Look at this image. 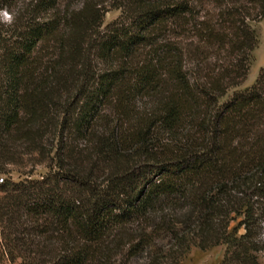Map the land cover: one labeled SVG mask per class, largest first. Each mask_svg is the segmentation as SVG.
<instances>
[{"label": "trees", "instance_id": "obj_1", "mask_svg": "<svg viewBox=\"0 0 264 264\" xmlns=\"http://www.w3.org/2000/svg\"><path fill=\"white\" fill-rule=\"evenodd\" d=\"M12 5L0 0L14 16L0 14V172L49 170L0 183L8 259L181 264L225 244L221 264H263L264 67L222 99L248 77L264 0Z\"/></svg>", "mask_w": 264, "mask_h": 264}, {"label": "rangeland", "instance_id": "obj_2", "mask_svg": "<svg viewBox=\"0 0 264 264\" xmlns=\"http://www.w3.org/2000/svg\"><path fill=\"white\" fill-rule=\"evenodd\" d=\"M11 1L13 4L12 6H15L14 7L15 10H18L20 6L26 5V3H28L30 0H11ZM4 13L8 14L7 18L5 17ZM0 14L2 20L7 22L12 21L14 17L12 14H10L8 11L5 10H3ZM120 14H121L120 9H110L109 11H107L104 17L103 27L113 22L116 18L120 16ZM251 24L256 29L259 38V44L252 52L251 67L248 77L242 85L230 89L227 95L222 99L223 101L228 100L235 91L243 90L248 86L253 85L259 75L261 68L264 67V19L260 21H252ZM48 170L49 169L45 163L38 164L36 166L31 165V163H29L27 166L12 165L9 167V172L7 173L0 172V177H3L5 179L10 178L16 181L23 179L27 176L29 178H41L43 175H45L48 172ZM1 195L2 193L0 192V196ZM240 219L241 217L232 223V228L236 226V224ZM243 231L244 228L240 227L239 232L241 233ZM263 243H264V236H263ZM225 250H226L225 244L215 246L209 250H201L198 247H193L181 264H221ZM258 256L260 262L264 264V251L260 252ZM0 264H18V261L11 262L8 259V257L4 254L1 247V239H0Z\"/></svg>", "mask_w": 264, "mask_h": 264}, {"label": "built area", "instance_id": "obj_3", "mask_svg": "<svg viewBox=\"0 0 264 264\" xmlns=\"http://www.w3.org/2000/svg\"><path fill=\"white\" fill-rule=\"evenodd\" d=\"M4 179L3 177H0V183L4 182ZM263 236H264V226H263Z\"/></svg>", "mask_w": 264, "mask_h": 264}, {"label": "clouds", "instance_id": "obj_4", "mask_svg": "<svg viewBox=\"0 0 264 264\" xmlns=\"http://www.w3.org/2000/svg\"><path fill=\"white\" fill-rule=\"evenodd\" d=\"M5 17L7 18L8 17V14L7 13H4Z\"/></svg>", "mask_w": 264, "mask_h": 264}]
</instances>
